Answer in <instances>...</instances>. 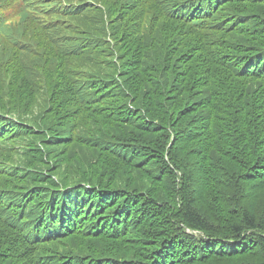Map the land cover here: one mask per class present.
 I'll use <instances>...</instances> for the list:
<instances>
[{
  "label": "trees",
  "instance_id": "trees-1",
  "mask_svg": "<svg viewBox=\"0 0 264 264\" xmlns=\"http://www.w3.org/2000/svg\"><path fill=\"white\" fill-rule=\"evenodd\" d=\"M12 1L0 0V9L5 10L0 14V25L18 16L14 27L21 34L26 27H34V22L25 12L14 11ZM103 1L108 3V0ZM52 5L53 1L49 0L47 7L50 9ZM112 6L108 4V9ZM245 7L250 12L255 13V10L264 15V5L262 9ZM169 9L160 8V11L164 14ZM73 10L75 14L70 16H77L78 8ZM138 10L141 11L140 8ZM157 13L153 19L164 25L161 37L167 39L168 27L174 22ZM260 19L264 22V16ZM168 40L166 58L147 54L146 58L154 66L151 69L141 67L139 75L133 70L128 73L124 92L130 91L125 97H120L118 106L108 109L107 113L98 108L97 112L87 116L115 131L117 128L113 124L127 125L129 118L139 117L141 122L137 126L128 131L121 129L122 138L126 141L124 145L133 151L134 160L145 155L149 157L146 158L147 163L155 160L158 166L157 171H150L142 164L135 165L138 162L126 163V160L119 159L116 156L121 153L116 149L110 152L99 149L112 163L107 158L103 159L104 175L100 176L97 189L88 193V199L82 205L89 209L84 213L78 206L73 208V212L81 222H91V226H94L96 217L85 214L114 213L116 229L108 225L105 230L91 227L81 233L87 234L81 243L86 245L103 240L100 248L91 251L96 253L93 261L102 257V264H116L114 260L118 251L127 253L129 249L133 250L132 259L122 264H141L143 261L146 264H264V31L254 51L231 53L218 58L215 63L206 57L199 63L185 66L175 57L177 46L180 47L182 42L174 36ZM173 46H176L174 53H170ZM149 76H160L163 82H149L151 86L146 83L137 89L129 84L130 79L145 80ZM14 86L32 100H37L25 82H16L14 78ZM113 86L111 84L103 93ZM43 100L46 105H54L53 101ZM125 100L130 101L132 109ZM69 107L83 116L78 107ZM140 112H143L142 117L136 114ZM45 114L50 120L64 115ZM48 138L41 143L49 156L64 159L62 151L56 153L58 150L53 145L73 142L72 138L63 140L66 137L60 133ZM86 140L107 149L117 145L111 136L105 134L87 136ZM29 151L31 156L27 165L34 167L39 151L43 150L40 144H36L31 145ZM26 169L9 175L5 186L22 194L30 206L38 205L42 210L55 211L57 218L63 220V226L70 225L65 197L48 192L51 188L65 190L69 182L54 184L56 178L50 173L30 175ZM91 169L89 175L97 176L94 173L95 169L99 170L97 164H92ZM133 171H137V176L148 179L146 191L126 185V188L112 186L123 172L130 178ZM87 175L83 174L85 178ZM107 177L108 182L105 183ZM166 178L168 186L162 185ZM30 186L34 188L30 189ZM95 196L99 198L96 203ZM57 198L63 200H54ZM68 203L71 211V202ZM20 214L26 218L25 206L22 213H17L19 220ZM20 224L22 228L26 227L24 221ZM33 224L36 230L46 234L45 216L39 213ZM15 237L10 226L1 224L0 264L15 257L9 256ZM20 246L33 247L25 237ZM42 253L47 251L43 249ZM25 259L28 264H33L30 257ZM59 259L63 260L62 257Z\"/></svg>",
  "mask_w": 264,
  "mask_h": 264
},
{
  "label": "rangeland",
  "instance_id": "rangeland-1",
  "mask_svg": "<svg viewBox=\"0 0 264 264\" xmlns=\"http://www.w3.org/2000/svg\"><path fill=\"white\" fill-rule=\"evenodd\" d=\"M48 1L41 0L39 2ZM145 2L146 0L137 2L128 0L124 5L117 4L108 9L103 0H53L54 6L44 13L48 17L39 16L34 19L37 20L36 25L41 35L59 51L53 69L47 68L46 65L43 67L35 65L32 61L40 57L38 50L23 41L13 42L8 35L0 30V226L1 224L10 226L16 236L9 253V256L15 255V257L12 260L7 259L2 264H28V260L25 259L27 257L32 259L33 264H40L41 257L47 260L46 264H68V259H71L72 264H79L78 261L83 264H102V257L93 261V256L95 257L96 253L91 251L100 248L103 240H95L90 244L83 245L81 240L86 238L87 234H76L74 237L64 240L59 237L54 240L55 242L44 240L40 245L35 243L36 246H39L38 250L34 247L20 246L25 233L20 221H24L26 227L34 226L33 221L42 209L38 205L30 206L24 201L22 194L13 192L5 186L9 175L18 174L27 168L30 175L50 173L49 175L56 178L54 184L59 185L68 181L69 183L66 185L72 189L67 193L60 192V195L69 200L73 208L81 206L85 213L89 208L82 207V205L86 203L88 193L97 189V181L101 175H104L105 169L102 161L107 157L101 154L99 149L108 152L116 149L121 153L116 157L123 161L126 160V163L135 164L138 162L135 165L142 164L150 171H157L158 164L155 163V160L147 163L146 158L149 157L145 155H140L139 159L134 160L133 151L124 145L126 141L122 138L121 129L128 131L131 127L137 126L141 122L139 117L132 116L131 119H128L130 123L127 125L113 124L117 131L105 123H96L87 117L97 112L98 108H103L107 113L108 109L115 108L120 104V97H125L126 93L130 91L124 92L126 89L125 80L129 72L137 71V75H139L141 67L151 69L154 66L150 59L146 58L147 54L153 52L151 45L153 29L147 24L146 13H137L133 10L131 14H127L129 8L142 6ZM131 3L135 5L131 6ZM161 5L162 3H159L156 7L160 8ZM74 8H78L77 16H70V14H75ZM255 8L262 9V6H255ZM2 12L5 10L0 9V14ZM56 12L58 13L54 14ZM17 19L18 16H13L7 23L10 27L15 26ZM216 42L219 47L212 46L210 52L212 58H221L220 56L227 53V49L220 36H217ZM16 74H18L17 77ZM14 78L16 82H25L34 92L37 100H32L26 93L15 87ZM157 81L162 83L163 78L149 76L145 80L130 79L129 84L137 89L144 87L146 83L149 87L152 85L151 83L155 84ZM50 84L51 86H49ZM111 84L114 86L103 93ZM43 99L48 103L53 101L54 105H46ZM125 102L129 109L133 108V105L129 104L130 101L125 100ZM8 105L13 106L14 109L9 110L11 106ZM69 105L78 107L83 116L80 117L78 111L70 109ZM45 113L64 115L50 120ZM136 114L142 117L143 112ZM53 122L56 123L52 125ZM57 133L66 137L63 140H67L69 137L73 140V142H67L64 145H53L58 150L56 153L62 151L64 159L51 158L46 149L40 146L43 152L39 151L35 166L29 167L27 165L31 156L29 147L36 146L50 135ZM96 134L111 136L117 145L107 149L86 140L87 136ZM50 140L51 137L48 138V141ZM107 159L112 163L110 158ZM92 164H97L99 167V170L95 169L94 173H97V176L94 177L89 175L90 170L92 171ZM125 172L113 181V187L126 188V185L146 191L148 187L146 177L142 175L139 177L137 171H133L129 178L128 173ZM84 173L88 174L86 178L83 176ZM106 180L108 177L105 178V183L108 182ZM167 183L168 179L166 178L162 185L168 186ZM33 188L34 186H30V189ZM49 191L51 192V189ZM64 193L65 195H63ZM161 193L163 196V190ZM44 195L45 193H43ZM103 197L110 199L109 196ZM93 198H95L94 203L99 201L97 196ZM17 206L19 208H16ZM24 206L26 218L23 219L20 214L19 220L17 213H22ZM45 214L48 223L52 222L55 213L46 210ZM113 214L100 215L95 212L85 214L97 218L93 221L94 226H91V222L84 221L83 223L78 217H73L72 228L77 231H89L88 229L91 227L105 230V226L108 225L112 229H116ZM85 225L86 227H84ZM122 229L123 227H120V230ZM186 231L193 233L189 230ZM43 249L47 253L43 254ZM132 254V249H129L127 253L118 251L114 262L122 264L131 260ZM59 257H62L63 260H60ZM141 264H146V261Z\"/></svg>",
  "mask_w": 264,
  "mask_h": 264
},
{
  "label": "bare ground",
  "instance_id": "bare-ground-1",
  "mask_svg": "<svg viewBox=\"0 0 264 264\" xmlns=\"http://www.w3.org/2000/svg\"><path fill=\"white\" fill-rule=\"evenodd\" d=\"M262 73V72H261Z\"/></svg>",
  "mask_w": 264,
  "mask_h": 264
}]
</instances>
